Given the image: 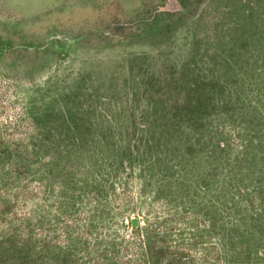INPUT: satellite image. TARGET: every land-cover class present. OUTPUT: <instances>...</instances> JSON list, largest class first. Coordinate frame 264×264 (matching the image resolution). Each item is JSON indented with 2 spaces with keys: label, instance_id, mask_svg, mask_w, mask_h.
<instances>
[{
  "label": "trees",
  "instance_id": "1",
  "mask_svg": "<svg viewBox=\"0 0 264 264\" xmlns=\"http://www.w3.org/2000/svg\"><path fill=\"white\" fill-rule=\"evenodd\" d=\"M208 2L188 59L138 76L124 106L78 90L30 112L0 71V264L264 255V0Z\"/></svg>",
  "mask_w": 264,
  "mask_h": 264
},
{
  "label": "rangeland",
  "instance_id": "2",
  "mask_svg": "<svg viewBox=\"0 0 264 264\" xmlns=\"http://www.w3.org/2000/svg\"><path fill=\"white\" fill-rule=\"evenodd\" d=\"M208 4L0 0V71L16 75L7 83L10 93L16 91L30 112L72 109L77 101L71 94L78 90L86 93L80 104L124 106L138 76L158 71L164 62L188 59L198 16ZM138 188L134 181V194ZM157 210L165 212L161 205ZM249 264H264L263 253Z\"/></svg>",
  "mask_w": 264,
  "mask_h": 264
}]
</instances>
